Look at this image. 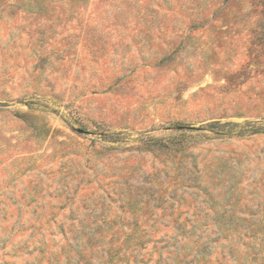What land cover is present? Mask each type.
<instances>
[{"label": "rangeland", "instance_id": "obj_1", "mask_svg": "<svg viewBox=\"0 0 264 264\" xmlns=\"http://www.w3.org/2000/svg\"><path fill=\"white\" fill-rule=\"evenodd\" d=\"M261 36L264 0H0V264H264Z\"/></svg>", "mask_w": 264, "mask_h": 264}, {"label": "trees", "instance_id": "obj_2", "mask_svg": "<svg viewBox=\"0 0 264 264\" xmlns=\"http://www.w3.org/2000/svg\"><path fill=\"white\" fill-rule=\"evenodd\" d=\"M257 46H261V53L264 55V36H261V38H258L257 41L254 43Z\"/></svg>", "mask_w": 264, "mask_h": 264}]
</instances>
